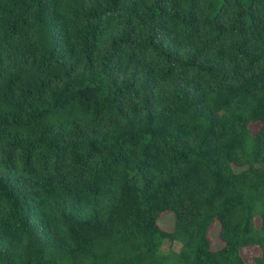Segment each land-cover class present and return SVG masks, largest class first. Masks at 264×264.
Here are the masks:
<instances>
[{
	"label": "trees",
	"instance_id": "obj_1",
	"mask_svg": "<svg viewBox=\"0 0 264 264\" xmlns=\"http://www.w3.org/2000/svg\"><path fill=\"white\" fill-rule=\"evenodd\" d=\"M0 264H264V0H0Z\"/></svg>",
	"mask_w": 264,
	"mask_h": 264
},
{
	"label": "rangeland",
	"instance_id": "obj_2",
	"mask_svg": "<svg viewBox=\"0 0 264 264\" xmlns=\"http://www.w3.org/2000/svg\"><path fill=\"white\" fill-rule=\"evenodd\" d=\"M257 221H258V218L255 217V222L257 223ZM157 222L160 228L169 230L172 227V216L169 212L165 211L158 216ZM217 229H218V222L214 221L213 224H211V226L209 227L208 232H207L209 240H210V246L212 249H215L220 246V241L218 240V237H217ZM178 246H179L178 243H172L170 245V247L173 250H177ZM166 247H168V244L164 242L162 244V248H166ZM257 254H258V250L252 245L242 247L240 249V255L247 263L250 262V258L252 255H257Z\"/></svg>",
	"mask_w": 264,
	"mask_h": 264
}]
</instances>
